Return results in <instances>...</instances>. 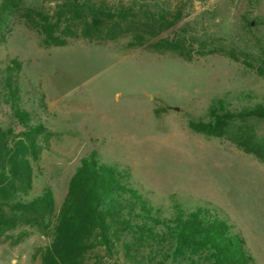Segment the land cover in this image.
<instances>
[{"label":"rangeland","instance_id":"374dc122","mask_svg":"<svg viewBox=\"0 0 264 264\" xmlns=\"http://www.w3.org/2000/svg\"><path fill=\"white\" fill-rule=\"evenodd\" d=\"M46 1L47 10L56 4ZM96 1L167 12L178 33L221 45L237 59L217 53L186 62L175 53L128 49L127 37L47 49L10 25L0 62L7 53L22 62L28 80L22 108L44 127L40 157L31 161L34 188H51L59 208L83 160L96 158L129 174L157 201L175 196L220 207L264 264V161L189 128L220 98L248 92L251 102L264 101V0ZM244 19L259 25L250 31ZM0 124L14 134L24 130L1 96ZM242 126L264 157V120ZM49 241L34 234L0 245V264H40L36 249Z\"/></svg>","mask_w":264,"mask_h":264},{"label":"trees","instance_id":"16d2710c","mask_svg":"<svg viewBox=\"0 0 264 264\" xmlns=\"http://www.w3.org/2000/svg\"><path fill=\"white\" fill-rule=\"evenodd\" d=\"M0 0V42L10 25L37 36L43 48L65 47L84 39L102 44L127 37L128 49L160 55L175 53L186 62L233 51L207 40L178 33L167 12L143 6L113 7L96 0ZM252 31L257 20H243ZM22 62L7 53L0 62V96L11 107L23 131L14 134L0 124V245H19L34 234L49 238L36 249L40 264H257L229 215L200 199L157 201L129 174L96 158L83 160L58 208L51 188H34L31 161L41 151L42 124L31 122L22 108L27 83ZM252 93L234 100L220 98L205 117L191 119V131L224 139L264 161L262 152L242 126L264 120V101Z\"/></svg>","mask_w":264,"mask_h":264}]
</instances>
